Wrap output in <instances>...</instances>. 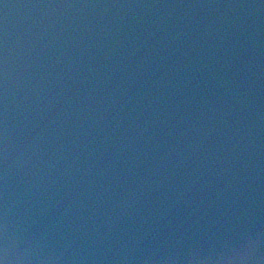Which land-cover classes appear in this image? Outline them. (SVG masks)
<instances>
[{"label":"water","instance_id":"95a60500","mask_svg":"<svg viewBox=\"0 0 264 264\" xmlns=\"http://www.w3.org/2000/svg\"><path fill=\"white\" fill-rule=\"evenodd\" d=\"M0 252L264 264V0H0Z\"/></svg>","mask_w":264,"mask_h":264},{"label":"clouds","instance_id":"9594fccd","mask_svg":"<svg viewBox=\"0 0 264 264\" xmlns=\"http://www.w3.org/2000/svg\"><path fill=\"white\" fill-rule=\"evenodd\" d=\"M3 260V264H7L6 258L5 259H0Z\"/></svg>","mask_w":264,"mask_h":264},{"label":"snow or ice","instance_id":"6c2138e0","mask_svg":"<svg viewBox=\"0 0 264 264\" xmlns=\"http://www.w3.org/2000/svg\"><path fill=\"white\" fill-rule=\"evenodd\" d=\"M0 264H3V260H0Z\"/></svg>","mask_w":264,"mask_h":264}]
</instances>
